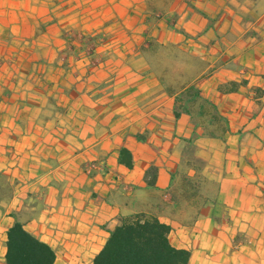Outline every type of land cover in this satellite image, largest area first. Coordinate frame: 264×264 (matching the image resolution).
I'll list each match as a JSON object with an SVG mask.
<instances>
[{"label": "crops", "instance_id": "obj_1", "mask_svg": "<svg viewBox=\"0 0 264 264\" xmlns=\"http://www.w3.org/2000/svg\"><path fill=\"white\" fill-rule=\"evenodd\" d=\"M155 43L187 60L152 61ZM190 86L201 97L176 117ZM202 98L228 120L222 137L206 134ZM194 134L214 185L195 218L171 197ZM135 212L171 225L189 264H264V0L162 13L148 0H0V264L16 218L54 264H92Z\"/></svg>", "mask_w": 264, "mask_h": 264}, {"label": "trees", "instance_id": "obj_2", "mask_svg": "<svg viewBox=\"0 0 264 264\" xmlns=\"http://www.w3.org/2000/svg\"><path fill=\"white\" fill-rule=\"evenodd\" d=\"M235 88L236 82L232 83L231 88L227 86L220 87L221 90ZM200 97L199 89L196 86H190L186 92L177 98L176 103H178V106L176 104L174 108L175 116L178 117L181 111L187 110L185 105L188 102ZM202 101L212 108V117L220 119L223 122L222 131H226L228 120L218 113L212 102L207 99ZM206 134L222 137V134L218 135L214 131ZM195 137L196 134L186 140V148H192V159L201 163L198 169L202 171L207 162L196 153ZM185 151L186 149L184 150V156ZM120 160L131 165V161H125L123 158V150ZM198 169L192 168L193 172L189 174L197 173ZM156 171L157 168L153 164L146 170V181L149 186L155 185ZM173 191L172 199L181 206L179 196L176 195L175 190ZM191 205L194 208L195 218L203 203L193 204L191 202ZM171 228V225L162 222L154 212H135L120 215L118 223L109 229V237L104 246L94 256L92 264H189L191 251L172 245L169 239ZM5 258L6 264H54L56 253L48 243L28 231L24 224L16 218L7 231Z\"/></svg>", "mask_w": 264, "mask_h": 264}, {"label": "rangeland", "instance_id": "obj_3", "mask_svg": "<svg viewBox=\"0 0 264 264\" xmlns=\"http://www.w3.org/2000/svg\"><path fill=\"white\" fill-rule=\"evenodd\" d=\"M172 2V0H148V5L150 8H153L154 12L162 13L167 8V3ZM94 46V45H92ZM150 58L152 61L159 63H170L172 65L176 64L181 60L186 61L187 58H183L179 56L175 48L172 47H162L159 44L155 43L154 47L151 50ZM166 73V71H165ZM177 71L175 67L169 72V76L166 80L171 81L176 77ZM205 113L212 114L211 107L206 104V109L204 110ZM214 126L207 125L208 129L206 133L210 132V130H214L219 134L223 128V122L220 119L214 120ZM185 156L183 160V165L178 173V177L174 184V190L177 196H179L181 200V206H189L192 208L191 202L193 204H204L207 201L208 194L210 191L214 189V185L210 184L205 177L203 170L200 171L198 168L201 166V163L197 160L192 159V148H186L185 146ZM188 159V162H187ZM192 168H197V173L190 175L189 172H193ZM210 189V190H209ZM181 207V208H182Z\"/></svg>", "mask_w": 264, "mask_h": 264}, {"label": "built area", "instance_id": "obj_4", "mask_svg": "<svg viewBox=\"0 0 264 264\" xmlns=\"http://www.w3.org/2000/svg\"><path fill=\"white\" fill-rule=\"evenodd\" d=\"M103 165V160L100 161H94L89 164L90 170L101 168Z\"/></svg>", "mask_w": 264, "mask_h": 264}]
</instances>
